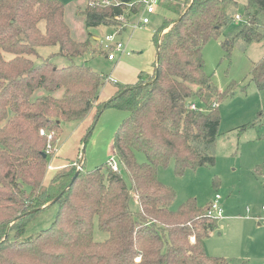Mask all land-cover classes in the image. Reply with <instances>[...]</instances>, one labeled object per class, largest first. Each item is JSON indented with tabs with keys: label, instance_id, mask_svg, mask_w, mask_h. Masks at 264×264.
<instances>
[{
	"label": "trees",
	"instance_id": "obj_1",
	"mask_svg": "<svg viewBox=\"0 0 264 264\" xmlns=\"http://www.w3.org/2000/svg\"><path fill=\"white\" fill-rule=\"evenodd\" d=\"M100 1L85 0L78 12L86 28L117 29L116 17L128 4L131 14L140 9L138 0ZM160 7L173 17L153 34L152 74L139 73L131 85L113 83L115 94L99 103L107 75L73 62L95 49L91 35L73 40L64 5L0 0V264H231L205 252L204 241L217 228L205 215L208 204L201 208L188 199L173 210L175 192L158 180L157 170L172 165L182 176L214 165L218 106L232 93L218 91L206 75L202 50L221 37L227 56L235 42L244 48L264 42V0H171ZM236 15L242 25L232 30ZM48 47L58 51L41 57L37 50ZM55 56L70 63L57 66ZM249 76L264 89V57ZM93 108L94 121L105 109L128 114L111 144L119 171L106 163L86 171L81 158V170L69 164L44 183L62 124H79ZM136 152L145 163L137 162ZM52 206V224L24 239L27 224ZM95 222L108 235L102 242L94 241Z\"/></svg>",
	"mask_w": 264,
	"mask_h": 264
},
{
	"label": "rangeland",
	"instance_id": "obj_2",
	"mask_svg": "<svg viewBox=\"0 0 264 264\" xmlns=\"http://www.w3.org/2000/svg\"><path fill=\"white\" fill-rule=\"evenodd\" d=\"M64 5V20L70 29L71 37L76 42L89 41L95 54L87 53L73 59L75 64L86 63L93 71L104 74L120 85L136 83V73L152 67L154 54L141 42L150 39L148 33L154 32L162 20L169 18V12L159 6L157 13L150 16V23L144 31L137 33L139 47H132L134 56L129 61L114 65L108 62L101 47V39L111 28L89 29L84 18L78 12L86 6L85 0H59ZM182 2V1H180ZM242 6V1H241ZM240 10H238L239 13ZM242 21V20H241ZM241 22L232 23L230 29H237ZM128 31L122 39L130 36ZM224 37L210 40L203 48L204 71L211 77L218 91H231L218 106L220 125L214 145V165L187 170L177 176L172 165L158 168V180L170 187L176 195L172 209H177L188 199H194L203 208L212 201L215 194L220 196L224 208L225 230H215L205 242L206 253L211 257L226 258L231 264H264V89L259 91L250 81L249 71L253 64L264 57V42L242 47L235 42L229 56L221 47ZM144 48L143 56L137 60L139 49ZM38 54L47 57L56 53L57 47L39 48ZM38 61V60H37ZM136 61V62H134ZM52 62L57 66H66L70 61L55 56ZM137 63V64H132ZM130 63V64H129ZM114 84L105 81L99 92V103L114 95ZM58 92L56 95H60ZM96 109L77 125L63 123L58 134L56 154L48 157V163L54 167H66L69 164L81 170L77 159H83V168L91 171L104 165L110 159L111 144L121 122L128 116L126 112L105 109L94 121ZM138 163H145L142 153L136 152ZM80 169H78V167ZM257 171H262L260 175ZM55 172L45 173V182H49ZM128 184L125 173H121ZM133 208L136 205L133 204ZM56 206L39 213L31 220L24 233V239L37 235L47 229L56 216ZM94 241L102 242L107 234L99 232L96 222L93 233Z\"/></svg>",
	"mask_w": 264,
	"mask_h": 264
},
{
	"label": "built area",
	"instance_id": "obj_3",
	"mask_svg": "<svg viewBox=\"0 0 264 264\" xmlns=\"http://www.w3.org/2000/svg\"><path fill=\"white\" fill-rule=\"evenodd\" d=\"M171 1V0H138L136 3L140 4V9L137 13L131 14L130 10L133 4H128L126 6L125 11L118 17H116V20L120 23V26L113 30L112 32L104 35L101 39V47L104 49L107 54L105 55L106 60L108 62H116L118 61L123 55H130V51L128 50L127 46L118 40L120 29L126 26H129L131 29L135 30L137 28L145 27L150 23V16L155 15L157 13V9L159 8L160 4L162 2ZM102 5H109L110 2L108 0H102L100 2ZM242 18L239 15H236L234 18V22H242ZM106 81H112L113 83H116L115 80L111 79L107 76ZM191 110H196L197 107L192 104L190 106ZM41 135H43V132H40ZM51 134H48V139L51 138ZM48 152L50 150V146L47 147ZM47 152V153H48ZM56 153V149H54V152L52 153L51 158L54 157ZM107 166L114 172L119 171V167L113 157H110V159L107 161ZM78 167V166H77ZM80 169V167H78ZM47 171H53L55 168L52 166L51 163H48L47 165ZM46 171V172H47ZM220 196L218 194H215L214 198L211 202L208 203L207 209H206V217L213 219L215 221H220L223 219V208L220 203ZM262 210H264V207H262ZM135 262L139 261V258H136L134 260Z\"/></svg>",
	"mask_w": 264,
	"mask_h": 264
},
{
	"label": "crops",
	"instance_id": "obj_4",
	"mask_svg": "<svg viewBox=\"0 0 264 264\" xmlns=\"http://www.w3.org/2000/svg\"><path fill=\"white\" fill-rule=\"evenodd\" d=\"M177 1H182V0H177ZM86 3V2H85ZM170 17L169 18H172L173 17V15L170 13ZM148 26V25H147ZM147 26H145V27H141V28H137V29H135V30H133V29H131L129 26H126V27H123V28H121L120 29V32H119V36H118V40L119 41H121V42H123L126 46H127V48H128V50L131 52L130 53V55H123L118 61H116V62H114V65L116 66V65H118V64H120V63H123V62H126V61H129L130 59H132V57L135 55L134 54V52L133 51H131L132 50V47H136V45L139 47V42L138 41H136V38H137V33H135L136 31H144V29L147 27ZM99 28H101V27H98V28H95L96 30L97 29H99ZM113 30H115V29H111L110 31H108L106 34H108V33H110V32H112ZM131 30V35H133L134 36V39H131L130 40V36L127 38V40L125 41L124 39H122V37L128 32V31H130ZM133 31H135V32H133ZM156 31V30H155ZM154 31V32H155ZM154 32H152V33H148V37L150 38V39H148V40H145V41H143V42H141V46L142 47H145V46H148V49L149 50H151L152 52H153V54H154V62H155V58H156V47H155V45H154V43H153V40H152V38H153V34H154ZM93 36V37H92ZM91 37L93 38V39H95L96 40V36L94 35V34H91ZM138 42V43H137ZM144 48H142L141 49V47H140V49H139V54H138V56H136V57H134V59H137V60H139L142 56H143V52H144V50H143ZM134 62H136V61H134ZM154 62H153V64H154ZM111 63H113V62H111ZM132 64H137V63H133V62H131ZM130 64V63H129ZM153 64H152V67H150V68H148L147 69V71L146 70H141V71H138L137 73H136V82H137V76H138V74L139 73H141V72H143V73H145V74H148V75H150V74H152V72H153ZM131 84H135V82L134 83H129V84H125V85H131ZM113 92H114V94H115V92H116V89L114 88V90H113ZM111 98V97H110ZM98 102H99V100H98ZM56 154V153H55ZM54 167V166H53ZM55 168V170H53V171H49V172H54V171H56V170H58V169H60L61 167H54ZM63 168V167H62ZM44 183H47V182H45V180H44ZM208 204V203H207ZM222 208H223V206H222ZM223 215H224V208H223ZM224 219H225V216L223 217V219L222 220H220V221H218L217 222V228H216V230H217V232H219V233H221L222 231H224L225 230V225H224ZM210 238V237H209ZM208 239H206L205 241H204V248H205V242L207 241ZM205 252H206V249H205ZM207 254V253H206ZM208 255V254H207ZM221 258H223V257H221ZM226 259V258H225Z\"/></svg>",
	"mask_w": 264,
	"mask_h": 264
},
{
	"label": "water",
	"instance_id": "obj_5",
	"mask_svg": "<svg viewBox=\"0 0 264 264\" xmlns=\"http://www.w3.org/2000/svg\"><path fill=\"white\" fill-rule=\"evenodd\" d=\"M77 175V174H76Z\"/></svg>",
	"mask_w": 264,
	"mask_h": 264
}]
</instances>
